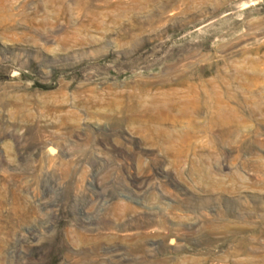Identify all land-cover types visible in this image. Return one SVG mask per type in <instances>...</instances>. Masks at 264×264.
<instances>
[{"label": "rangeland", "instance_id": "1", "mask_svg": "<svg viewBox=\"0 0 264 264\" xmlns=\"http://www.w3.org/2000/svg\"><path fill=\"white\" fill-rule=\"evenodd\" d=\"M0 264H264V0H0Z\"/></svg>", "mask_w": 264, "mask_h": 264}]
</instances>
